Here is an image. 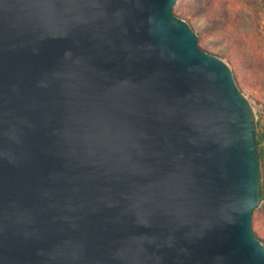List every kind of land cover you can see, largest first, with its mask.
<instances>
[{
  "label": "water",
  "instance_id": "obj_1",
  "mask_svg": "<svg viewBox=\"0 0 264 264\" xmlns=\"http://www.w3.org/2000/svg\"><path fill=\"white\" fill-rule=\"evenodd\" d=\"M178 0H0V264H264L258 120Z\"/></svg>",
  "mask_w": 264,
  "mask_h": 264
},
{
  "label": "rangeland",
  "instance_id": "obj_2",
  "mask_svg": "<svg viewBox=\"0 0 264 264\" xmlns=\"http://www.w3.org/2000/svg\"><path fill=\"white\" fill-rule=\"evenodd\" d=\"M174 13L196 32L202 50L230 66L264 124V0H178ZM262 174L264 193V168ZM252 226L264 243V200Z\"/></svg>",
  "mask_w": 264,
  "mask_h": 264
},
{
  "label": "trees",
  "instance_id": "obj_3",
  "mask_svg": "<svg viewBox=\"0 0 264 264\" xmlns=\"http://www.w3.org/2000/svg\"><path fill=\"white\" fill-rule=\"evenodd\" d=\"M258 145H259V155H260V161H261V168L263 170L264 168V124L258 120ZM262 200H264V193L262 191ZM261 242H263L261 240Z\"/></svg>",
  "mask_w": 264,
  "mask_h": 264
},
{
  "label": "built area",
  "instance_id": "obj_4",
  "mask_svg": "<svg viewBox=\"0 0 264 264\" xmlns=\"http://www.w3.org/2000/svg\"><path fill=\"white\" fill-rule=\"evenodd\" d=\"M256 114V113H255Z\"/></svg>",
  "mask_w": 264,
  "mask_h": 264
}]
</instances>
